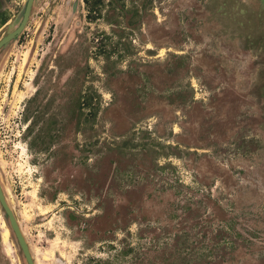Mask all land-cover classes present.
Segmentation results:
<instances>
[{
	"label": "rangeland",
	"instance_id": "1",
	"mask_svg": "<svg viewBox=\"0 0 264 264\" xmlns=\"http://www.w3.org/2000/svg\"><path fill=\"white\" fill-rule=\"evenodd\" d=\"M0 194V264H264V0H35Z\"/></svg>",
	"mask_w": 264,
	"mask_h": 264
},
{
	"label": "crops",
	"instance_id": "2",
	"mask_svg": "<svg viewBox=\"0 0 264 264\" xmlns=\"http://www.w3.org/2000/svg\"><path fill=\"white\" fill-rule=\"evenodd\" d=\"M25 1L26 0H0V8L2 9L0 11V35L3 36L8 31L11 32L14 26L20 24V17H17L16 10L23 8L25 6Z\"/></svg>",
	"mask_w": 264,
	"mask_h": 264
},
{
	"label": "water",
	"instance_id": "3",
	"mask_svg": "<svg viewBox=\"0 0 264 264\" xmlns=\"http://www.w3.org/2000/svg\"><path fill=\"white\" fill-rule=\"evenodd\" d=\"M35 0H29L28 2V6H27V10H26V13H25V17H24V20H23V23L22 25L20 26V28L13 32L12 34H10L9 36H7L4 40H2L0 42V49H2L5 45H7L9 42H11L15 37H17L18 35L21 34V32L24 30L28 20H29V17H30V14H31V11H32V6H33V3H34ZM0 200L1 202L3 203L4 207L7 209L11 219L13 218V215H12V212L10 211V209L8 208L4 198L2 197V195L0 194ZM29 258V257H28ZM29 262L30 264H32L30 258H29Z\"/></svg>",
	"mask_w": 264,
	"mask_h": 264
},
{
	"label": "trees",
	"instance_id": "4",
	"mask_svg": "<svg viewBox=\"0 0 264 264\" xmlns=\"http://www.w3.org/2000/svg\"><path fill=\"white\" fill-rule=\"evenodd\" d=\"M53 139H54V137H53Z\"/></svg>",
	"mask_w": 264,
	"mask_h": 264
}]
</instances>
